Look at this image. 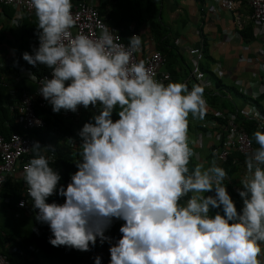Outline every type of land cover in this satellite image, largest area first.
<instances>
[{"label": "clouds", "instance_id": "1", "mask_svg": "<svg viewBox=\"0 0 264 264\" xmlns=\"http://www.w3.org/2000/svg\"><path fill=\"white\" fill-rule=\"evenodd\" d=\"M31 6L40 43L34 56L24 53L23 59L51 69L40 95L54 113L100 105L94 122L84 123L77 133L81 159L66 188H57L61 177L39 142L24 166L36 220L47 224L54 237L49 243L89 251L98 238L101 244L111 241L104 233L116 218L125 223L119 228L122 236L109 247V264H261L264 124L253 133L258 147L246 155L238 211L222 167L188 168L193 152L187 118L206 114L201 85L190 90L181 82L165 85L143 61L133 62L141 48L139 35H132L127 47L114 41L108 27L97 39L73 37L71 0H31ZM44 150L54 151L51 146ZM213 191L215 197L205 195ZM54 193L64 197L63 204L46 202ZM221 207L223 214L209 215L210 208ZM94 264H101L100 256Z\"/></svg>", "mask_w": 264, "mask_h": 264}, {"label": "built area", "instance_id": "2", "mask_svg": "<svg viewBox=\"0 0 264 264\" xmlns=\"http://www.w3.org/2000/svg\"><path fill=\"white\" fill-rule=\"evenodd\" d=\"M196 1L200 3V11L205 17L213 12V7L206 5L208 2H212L217 8L228 13H234L240 2H246L250 9L249 20L254 27L252 35L258 37L264 30V0ZM71 2L73 5L72 12L76 21L75 26L70 30L73 37L77 34H85L91 39H97L101 35L102 28L108 27L116 43L124 45L125 47L128 46V44L121 40L120 33L122 30L107 25L99 15L96 6L88 4L85 0H71ZM0 8H10L20 11L26 17H31L35 13L31 6V0H0ZM132 30L133 26L131 24L128 25L127 31L131 36L135 34ZM224 35L227 38H231L234 33L226 32ZM39 43V36H37L32 46L33 56L35 55V50L39 47ZM139 52L141 50L133 53L132 61L136 63L143 61L149 72L154 74V78L158 82L167 85L170 82V76L163 69L165 61L161 54L152 50L146 53L143 58H138ZM184 53L189 63V73L186 81L183 82L184 84L192 81L194 85L199 84L206 90L212 81L221 84L222 80L228 77L217 65L208 69L203 66V53L200 48L187 47L184 49ZM237 61L238 63H256V73L251 79L246 80L244 84L238 80L232 81L231 89L239 96L244 97L243 105L239 108L229 110L211 106L206 102V114L202 119L191 116V113L187 119L191 123H196L197 126L198 136L194 140V146L198 148V152L204 150L206 155L217 166L223 169V166L231 158L230 164L235 169V175L237 174L238 178H242L246 174V155L251 151H255V149L251 144L248 133L240 122L252 124V132L264 124V42L262 43V51L254 54L250 52L248 44L242 47ZM44 78H51L50 68L45 73L39 75L31 74L30 80L34 86L33 92L31 94L24 91L20 92L16 101L7 106L8 111L14 116L15 125L22 133L10 132L5 136L0 132V202L4 201V203H8L6 199L1 197L5 183L7 181L19 183L22 186L21 198L15 202L14 206L24 217H30L31 215V197L28 194L27 185L24 181V166L32 159V146L35 142L28 135L31 131H42L46 128L45 122L36 113L38 111L50 112L57 114L58 117L65 121L76 122L88 111L100 107V105H97V107L89 106L88 109H85L82 106H78L75 113L63 109L58 113H54L52 111V105L39 93V88ZM257 113L259 116H257ZM47 135L53 139L57 138V132L54 128L50 129ZM203 141L208 142L207 149L203 147ZM65 142L73 151L82 150L79 137L75 140H65ZM233 154L243 157L244 161L231 157ZM231 182L232 177L228 174L224 183L230 184L233 193L238 194L239 188ZM21 201L24 202L23 207L19 206ZM186 201L187 199L185 197L180 200L185 205ZM209 215L212 216L211 214ZM15 216L18 217L19 215L16 214ZM3 237L4 234L0 233V239ZM16 244L15 241L0 243V264H11V260L3 252L4 249L10 255H16L19 261H22L24 258L26 259L29 255H37L39 253L33 245H25L24 248L21 247L22 249H19Z\"/></svg>", "mask_w": 264, "mask_h": 264}, {"label": "crops", "instance_id": "3", "mask_svg": "<svg viewBox=\"0 0 264 264\" xmlns=\"http://www.w3.org/2000/svg\"><path fill=\"white\" fill-rule=\"evenodd\" d=\"M85 1L96 6L99 15L104 20L106 18L109 21H114L115 24L119 23V20L125 21L128 17L136 21L137 16L142 14L140 19L144 22L136 30V34L141 40V52L138 53L137 57L143 58L149 51H158L157 49H167L174 52L175 57L168 61L169 67L165 65L163 68L165 71L170 69V72H174V77L170 82L183 83L188 77L189 63L184 53V49L187 47L200 48L203 52V66L208 69L217 65L227 74L228 77L224 80L229 83L238 80L244 84L256 73V63H238L237 61L242 47L248 44L250 52L254 54L262 51V43L264 42V30L258 37L252 35L254 27L249 20L250 9L246 2H240L234 13L220 10L212 2H208L206 5L213 7V12L205 17L200 11V3L196 0ZM148 6H153V10H150L149 13L146 12ZM135 8L138 13L135 11L131 18L130 9ZM106 24L113 28H119ZM130 24L133 26L132 23ZM37 31L35 13L31 17H26L20 11L0 8V106L15 102L18 94L22 91L31 94L34 90L30 80L31 70L21 66L19 62L23 59L24 53L29 55L32 53V45L37 38ZM226 32H233L234 35L227 38L224 35ZM215 82L212 81L209 88L204 92L216 96L219 103L222 101L230 103L232 108H239L243 105V100H241L240 105L234 104L231 93L222 89L230 88L232 90L231 87L219 82L218 87H216ZM186 85L190 90L194 83L189 81ZM188 123L190 129L187 133L195 140L198 136L196 123L190 121ZM189 144L192 147L193 156L191 158L194 168L203 163L206 164L205 168H208L214 163L204 150L198 152L199 150L194 146V143ZM202 145L205 149L208 148V142L203 141ZM232 156L244 161V158L237 154ZM235 173L234 171L228 174L232 177L231 183L240 189L242 187L240 181L245 176L238 178ZM225 185L228 193L233 192L230 184L225 183ZM205 195L215 197L214 191L205 193ZM12 241L18 244L21 240L13 238L8 242ZM261 249L262 254L258 259H260L261 264H264L263 242H261ZM3 251L8 253L5 249ZM37 255H29L25 260L19 262L21 264H35L38 260L43 264V260Z\"/></svg>", "mask_w": 264, "mask_h": 264}, {"label": "trees", "instance_id": "4", "mask_svg": "<svg viewBox=\"0 0 264 264\" xmlns=\"http://www.w3.org/2000/svg\"><path fill=\"white\" fill-rule=\"evenodd\" d=\"M148 1V0H147ZM124 7V6H123ZM126 7V6H125ZM149 7V8H148ZM146 9V12L149 13L150 10H153V6H148ZM126 9V8H125ZM140 10V9H139ZM136 11L135 9H130L131 18L134 16ZM138 13V10L136 11ZM145 12V11H144ZM102 15V14H101ZM142 14H139L137 16L136 21L129 19V17L125 21L119 20V23L115 24L114 21H109L105 18V23L114 25L115 27H119L117 29L122 30L121 40L128 44L130 34L127 31V26L130 25V23L133 24V30L132 32L136 34V30L140 24L144 22V20L140 19V16ZM137 35V34H136ZM158 52L161 54V56L164 58L165 65L169 67V59L175 57L174 52L167 50V49H157ZM32 55V53L30 54ZM19 64L29 70H31L32 74L39 75L41 73H45L48 70V67L42 64H37L36 66H32L28 64L27 61L24 59L20 60ZM170 76V80L172 77H174V72H170V69L167 71ZM218 85V82H215V86ZM223 91L229 92L232 91L236 96H238L241 100L244 101V97L239 96L234 92V90H230V88H222ZM204 98L206 102L214 107H221L225 109L232 110V106L230 103L225 102H218L216 99V96L211 95L210 93L204 92ZM5 106H0V132L3 135H7L10 132L15 133H22V131L15 125L14 123V116L10 114ZM119 107L114 110L112 119L115 121L118 119L117 111H119ZM44 122H45V130L42 131H31L28 136H30L35 142H39L41 146V153L46 155L49 159L50 167L53 168L54 171L58 172L61 179L57 185V188L60 186H64L66 188L67 184L71 182V175L74 174L77 171L76 164L80 161L81 157L79 156V153L82 150H71L68 146V144L65 142V140H75L78 138V131L86 122H94L92 121V117L95 114H99V108H93L92 110L88 111L85 115L82 116V118L78 121L74 122H68L63 120L62 118L58 117L57 115L45 112V111H38L36 113ZM243 126L245 131L248 133L249 139L251 141V144L253 148L256 150L258 145L256 144L253 133L252 132V124L248 122H240ZM54 128L57 132V138L53 139L50 138L47 135V132ZM189 123L187 131H189ZM188 142V141H187ZM188 145L190 149L192 150L191 145L188 142ZM51 146V149L54 151L46 152L44 148ZM35 153L33 151L32 158L34 157ZM233 157V156H231ZM231 158L228 160V162L223 166L226 172L233 173L235 169L230 164ZM264 167V166H263ZM189 171L191 172L194 169V165L192 163V158L190 159L189 165H188ZM21 188L22 186L14 181H7L2 189L1 197L6 199L8 201V205H14L17 200L21 198ZM232 200L235 202V206L237 210L239 211L242 208V200L238 194H234L233 192H229ZM191 193L188 194V196H185V199L190 198ZM47 203L56 202L57 204H63L64 203V197L60 196L58 194H53L50 196L47 201ZM181 206H186L184 202H180ZM31 230L27 238L23 239V241L16 246L19 247V249L24 248L25 245H33L38 251V257L43 260L44 264H94V258L96 256L101 257V264H109L110 261V253H109V247L112 244H115L116 241L122 236V233H120L119 228L125 223L122 220V223L120 225H115V218L112 219L111 226L107 228L105 231V235L111 238L110 242H105L103 244L100 243L99 238L97 239V243L94 247L90 245V250L86 252H82L73 248H69L66 246H59L54 247L49 243L50 238L52 237V233L48 227L47 224L41 223L36 220V215L38 210L33 207V200L31 198ZM220 212L222 213V207L220 209H211L209 214L214 215L215 213ZM119 226V227H118ZM13 239L9 235H5L2 239H0V243L8 242ZM22 247V248H21ZM263 248H264V242H263ZM5 255L8 256V258L11 260V264H19V258L16 255H10L9 253H6L3 251ZM264 253V249H263ZM25 260V258L23 259ZM26 264V263H25ZM35 264H41L36 261Z\"/></svg>", "mask_w": 264, "mask_h": 264}, {"label": "rangeland", "instance_id": "5", "mask_svg": "<svg viewBox=\"0 0 264 264\" xmlns=\"http://www.w3.org/2000/svg\"><path fill=\"white\" fill-rule=\"evenodd\" d=\"M222 83L226 86L232 87V83H229L228 81L222 80ZM229 93H231V99L235 102L234 104L240 105L242 103L241 99L236 96L232 91H229ZM187 141L189 143H194V140L193 138H191V135L189 133H187ZM199 165H203L204 168L206 167L205 163ZM16 214L19 216L16 217ZM121 223L122 219L115 218V225H120ZM30 230V217H24L14 205H8L4 203V201L0 202V233L9 235L12 238H15L16 240H23L24 238H27L30 233Z\"/></svg>", "mask_w": 264, "mask_h": 264}]
</instances>
